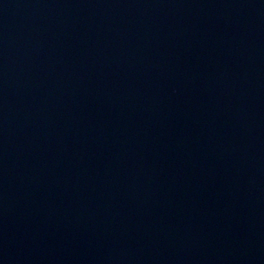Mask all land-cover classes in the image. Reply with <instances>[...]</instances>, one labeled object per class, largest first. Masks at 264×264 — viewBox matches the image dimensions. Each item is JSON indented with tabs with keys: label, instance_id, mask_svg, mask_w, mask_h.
<instances>
[{
	"label": "water",
	"instance_id": "obj_1",
	"mask_svg": "<svg viewBox=\"0 0 264 264\" xmlns=\"http://www.w3.org/2000/svg\"><path fill=\"white\" fill-rule=\"evenodd\" d=\"M264 18V0H0V113L136 49Z\"/></svg>",
	"mask_w": 264,
	"mask_h": 264
}]
</instances>
